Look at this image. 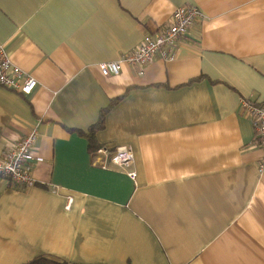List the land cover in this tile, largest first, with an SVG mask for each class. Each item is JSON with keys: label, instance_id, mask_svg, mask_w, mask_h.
Here are the masks:
<instances>
[{"label": "crops", "instance_id": "crops-1", "mask_svg": "<svg viewBox=\"0 0 264 264\" xmlns=\"http://www.w3.org/2000/svg\"><path fill=\"white\" fill-rule=\"evenodd\" d=\"M180 5L201 17L173 59L101 75ZM0 47L37 82L0 86V154L33 130L42 159L28 190L0 178V264H264L262 150L238 110L264 100V0H0ZM122 94L96 141L133 158L101 167L76 130Z\"/></svg>", "mask_w": 264, "mask_h": 264}, {"label": "built area", "instance_id": "built-area-1", "mask_svg": "<svg viewBox=\"0 0 264 264\" xmlns=\"http://www.w3.org/2000/svg\"><path fill=\"white\" fill-rule=\"evenodd\" d=\"M201 17L200 11L193 5H180L172 10L168 23L152 32H144L136 48L121 54L117 60L96 64L101 75H118L123 66H135L141 69L156 58L171 60L174 50L180 41L189 34L193 24ZM30 74L13 64L0 47V86L23 96H28L36 89L37 82ZM240 114L248 118L252 126V141L262 150V157L257 164V173L264 174V100L257 103L249 98L239 101ZM37 140L36 131H31L4 148L0 154V178L14 190H28L35 186L33 168L42 159L34 151ZM127 146H117L112 149L100 148L96 156L101 167L109 163L124 168L132 161L133 155ZM128 177L132 180L135 172L130 171ZM71 201L70 198L67 200Z\"/></svg>", "mask_w": 264, "mask_h": 264}, {"label": "trees", "instance_id": "trees-1", "mask_svg": "<svg viewBox=\"0 0 264 264\" xmlns=\"http://www.w3.org/2000/svg\"><path fill=\"white\" fill-rule=\"evenodd\" d=\"M125 94H122L114 99H111L107 106L102 108L99 111V114L97 115L98 118L96 120L95 123H93L92 125H90L88 128H86V131H82V130H76V133L79 136H82L86 139L87 142V151L89 154L91 155H95V153L103 147L102 144H99L96 141V134L97 132H99L100 130L103 129L104 127V120H105V114L117 103V101H119L120 99H122L124 97ZM26 264H69L68 262L64 261V260H54L51 258H47L46 256H38L33 258L32 260H30L28 263Z\"/></svg>", "mask_w": 264, "mask_h": 264}]
</instances>
